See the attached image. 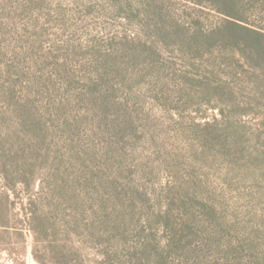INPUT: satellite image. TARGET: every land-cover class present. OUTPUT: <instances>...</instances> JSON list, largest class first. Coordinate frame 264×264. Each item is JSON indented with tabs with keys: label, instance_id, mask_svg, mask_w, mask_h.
<instances>
[{
	"label": "rangeland",
	"instance_id": "obj_1",
	"mask_svg": "<svg viewBox=\"0 0 264 264\" xmlns=\"http://www.w3.org/2000/svg\"><path fill=\"white\" fill-rule=\"evenodd\" d=\"M6 190L0 264H264V0H0Z\"/></svg>",
	"mask_w": 264,
	"mask_h": 264
},
{
	"label": "trees",
	"instance_id": "obj_2",
	"mask_svg": "<svg viewBox=\"0 0 264 264\" xmlns=\"http://www.w3.org/2000/svg\"><path fill=\"white\" fill-rule=\"evenodd\" d=\"M9 189V188H8ZM1 194L2 193H4V194H6L7 196H8V198H9V193H8V190H6V192L4 191V192H0ZM35 202H34V200L32 199L31 200V204H34ZM30 211H31V215L29 216V220H30V225H31V227H32V229H33V231H34V233H35V242L36 241H38V237H37V230H36V228H35V221H36V212H38L37 210H35V209H33L32 210V208H30ZM5 228H8L9 226H7V225H3ZM34 256H35V258H36V260L38 261V263L39 264H46V262H45V260H43L42 259V256H40V255H38V252H37V250H36V247H35V251H34Z\"/></svg>",
	"mask_w": 264,
	"mask_h": 264
}]
</instances>
